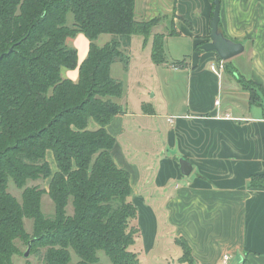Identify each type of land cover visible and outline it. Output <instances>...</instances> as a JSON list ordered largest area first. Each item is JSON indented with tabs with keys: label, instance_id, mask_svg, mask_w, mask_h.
I'll use <instances>...</instances> for the list:
<instances>
[{
	"label": "crops",
	"instance_id": "obj_1",
	"mask_svg": "<svg viewBox=\"0 0 264 264\" xmlns=\"http://www.w3.org/2000/svg\"><path fill=\"white\" fill-rule=\"evenodd\" d=\"M213 11V0H136L135 17H160L153 32L164 33L166 53L184 58L155 64L149 44L141 59L131 48L133 36L128 66L120 60L111 66L124 84L125 112L105 128L116 138L115 163L130 174L140 264H217L224 254L228 264H264V187L250 186L253 175L264 174V0H221L220 31L245 47L222 76L209 67L219 55L197 48L211 40ZM75 37L68 44L81 64L90 41L83 33ZM137 59L140 76L132 80ZM184 59V66L174 64ZM152 71L158 88L151 94L142 81ZM240 75L255 82V93ZM65 76L77 80L79 67ZM99 127L89 119L90 130ZM181 157L193 166L188 176ZM47 158L55 172L52 151ZM179 239L188 242L193 262L181 260Z\"/></svg>",
	"mask_w": 264,
	"mask_h": 264
},
{
	"label": "trees",
	"instance_id": "obj_2",
	"mask_svg": "<svg viewBox=\"0 0 264 264\" xmlns=\"http://www.w3.org/2000/svg\"><path fill=\"white\" fill-rule=\"evenodd\" d=\"M135 7L136 0H0V264L24 255L19 241L27 248L31 241L43 264H103L99 250L112 264H140L133 250L139 229L130 174L115 163L116 138L105 128L125 112L119 102L124 84L112 76L111 66L120 60L126 68L132 37L143 35L146 44L161 20H138ZM78 33L90 41L81 64L78 49L68 44ZM103 33L113 38L99 45ZM170 33H176L173 24ZM164 36L153 35L155 64L169 61ZM174 64L182 67L186 60ZM78 67L77 80L63 75ZM225 68L233 69L229 60ZM238 81L255 93V82L243 75ZM90 118L99 129L88 128ZM48 178V188L28 185ZM10 179L23 189L21 200L9 191ZM250 186L264 187V174L253 175ZM45 194L53 201L52 215L43 210ZM25 219L33 220L31 233ZM178 243L181 260L193 262L188 242Z\"/></svg>",
	"mask_w": 264,
	"mask_h": 264
},
{
	"label": "rangeland",
	"instance_id": "obj_3",
	"mask_svg": "<svg viewBox=\"0 0 264 264\" xmlns=\"http://www.w3.org/2000/svg\"><path fill=\"white\" fill-rule=\"evenodd\" d=\"M73 22V15L72 13H69L68 14V23L71 24ZM155 32L152 31V34L148 40V42L145 44L144 43V37L143 35H140V34H136L134 35V41H133V45H132V50H133V53H136L138 57H140L141 59H143V57L147 56L149 54V50L147 47L149 44L150 46L152 45V41H153V35H154ZM167 37H169V35H167ZM171 38H176V36H170ZM72 39L69 38L68 40V43H74L75 41V38L71 37ZM113 38V35L110 34V33H103L101 34L98 39L96 40L97 44L99 45H103L104 43H106L107 41L111 40ZM143 40V41H142ZM146 45V50H144V47ZM127 50V49H126ZM127 54V53H126ZM129 54V53H128ZM166 56L167 58L169 59V62L170 61H173V60H177V59H181V58H184V56H176V55H171L169 54L168 52L166 53ZM190 56H188V60ZM131 58V56H130ZM139 58V60H140ZM138 59L133 61V65H132V71H131V75H130V78L133 80L134 78L136 77H139L140 75L138 74V65L140 64V61ZM171 63V62H170ZM215 63L217 66H218V61H215L213 62ZM137 65V66H136ZM173 65V63H172ZM181 67V66H180ZM210 69H211V66L209 65ZM212 70V69H211ZM224 70H222L221 72V76L222 74L224 73ZM157 77V74L156 72L152 71V73L148 76V79L146 80H143L142 81V86L145 87V88H149L151 90V94L154 92V88H158V80L157 78L155 77V79H153V74ZM227 73V72H226ZM63 75L65 76L66 75V70L63 71ZM137 87L139 86V84L136 85ZM127 88V86H126ZM134 88L133 87V83H131V86H130V90H129V93L131 96H135L136 92L134 94H132L134 92ZM150 93V92H149ZM182 97H184V95H182ZM220 103V101H219ZM146 131V130H144ZM147 132H149L147 130ZM151 147V145H150ZM48 183H49V180L47 179H38V180H30L28 185H38L42 188H48ZM9 191L15 195L19 200L22 199V191L23 189H20L16 186L15 182L10 179L9 180ZM43 210L49 214V215H52L53 212H54V204H53V201L52 199L50 198V196L48 194H45L43 195ZM74 211V208H73V204H72V201L70 200L69 201V204L67 206V212L68 214H72ZM25 224H26V228L28 230V232H32V229H33V220L32 219H25ZM19 247L21 248V251H26L27 249V245L21 241H19ZM98 256L100 258V261L103 263V264H112L110 258L107 256V254L103 251V250H99L98 251ZM26 259H29L31 260L32 264H43V260H42V253L41 251L39 252H33L31 251V254L29 257H25L24 255L20 254V255H17L15 256L14 258V263L13 264H23L25 262ZM78 258L77 256L73 253V262L77 261Z\"/></svg>",
	"mask_w": 264,
	"mask_h": 264
},
{
	"label": "water",
	"instance_id": "obj_4",
	"mask_svg": "<svg viewBox=\"0 0 264 264\" xmlns=\"http://www.w3.org/2000/svg\"><path fill=\"white\" fill-rule=\"evenodd\" d=\"M214 11L211 22V40L205 42L201 45V49L204 51H215L222 60L228 61L236 55L242 53L245 49L244 45L240 42H236L228 37H226L219 29L220 23V10H221V0H213ZM3 54L0 55V59ZM181 170L183 175L188 176L193 170V166L189 160L185 157L179 159ZM31 241L29 242L28 248L26 249L24 256L29 257L31 254Z\"/></svg>",
	"mask_w": 264,
	"mask_h": 264
},
{
	"label": "built area",
	"instance_id": "obj_5",
	"mask_svg": "<svg viewBox=\"0 0 264 264\" xmlns=\"http://www.w3.org/2000/svg\"><path fill=\"white\" fill-rule=\"evenodd\" d=\"M211 69L213 72L221 76L222 70L225 69V60L222 59L218 60V66L215 63H212ZM217 103H219V101H217ZM229 260H230V255L224 254L220 262L217 264H228Z\"/></svg>",
	"mask_w": 264,
	"mask_h": 264
}]
</instances>
